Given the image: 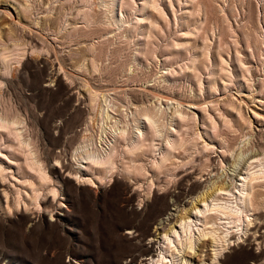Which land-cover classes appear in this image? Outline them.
<instances>
[{
	"label": "rangeland",
	"instance_id": "rangeland-1",
	"mask_svg": "<svg viewBox=\"0 0 264 264\" xmlns=\"http://www.w3.org/2000/svg\"><path fill=\"white\" fill-rule=\"evenodd\" d=\"M0 124V264H123L158 222L180 264L169 218L264 166V0H0ZM241 208L225 264L264 254Z\"/></svg>",
	"mask_w": 264,
	"mask_h": 264
},
{
	"label": "bare ground",
	"instance_id": "bare-ground-1",
	"mask_svg": "<svg viewBox=\"0 0 264 264\" xmlns=\"http://www.w3.org/2000/svg\"><path fill=\"white\" fill-rule=\"evenodd\" d=\"M221 33H222V37H223V31H221ZM160 99H161V97H160ZM164 99L169 100L171 102L173 101V100H171L172 98H169L166 96ZM174 103H175V105L180 104L177 101H174ZM176 109H177V107L175 108L174 112L177 111ZM143 117L145 118V120L149 124L152 123L153 121L155 123V119L152 120L151 116H149L148 114H145ZM179 117H181V116H179ZM3 127L4 126L0 124V128H3ZM92 156H94V155H92L90 153V154H87V156H82L81 159L82 158H83V160L86 159V161L91 160V163H92V160L94 159V158H92ZM94 161L99 162V159L97 161L96 157H95V160H93V163H95V165H97L96 162H94ZM82 162H84V161H82ZM238 163L235 164V162H233L231 164L233 171L235 170ZM103 164H105V163H103ZM108 164H109V162H108ZM99 165H101V164H99ZM102 167H105V166L103 165ZM238 167H239V165H238ZM239 170H240V168L237 170L235 176L240 174V173H238ZM1 171H3V169L2 170L0 169V172ZM2 173L3 172H1V174ZM2 176H3V174H2ZM43 178H44V176H43ZM228 178H230V177H228ZM1 179L5 180L3 177ZM45 179L46 178H44V180ZM239 179H240L239 181L242 182L241 185L239 184V186H241V189L240 190L237 189L235 192H231V193L228 191L229 189H227V187L231 183L232 180L228 184H226L223 181H221L219 183H214V182L211 183V186H209L205 190H202L199 194H197L195 196V199L191 200V202H190L191 206L189 209L182 211L183 213L181 212L178 216H176L172 222L169 221L170 220V218H169L168 226H167L168 228L163 231L162 236H164V238L167 240V242H168L167 245H172L171 248H173L172 249L173 251H176L179 254V252L182 250L183 253H182V258H180L181 259L180 264H206L205 262H203L202 260H200L198 258H197L196 263H192V261L190 259H187L185 257V255H190V252H192V250H193V253L196 252L195 254H197V257H199V254L202 252V248L207 244H213L216 247L215 249H217V250H214L215 252L213 254V257L212 258L208 257V258L211 259V261H215V264H225V261L223 260V258H221V251L223 250L224 246L227 248H230L231 246L233 247L234 243L230 242L229 239L234 237V234H236V232H234V231L237 230V227L239 225L238 222L240 220L242 221V218H241L242 215H240V214H243V213H241L242 212L241 205H242L243 209L245 207H247L243 211H245V210L250 211L251 210L253 215L255 216V218H253V219H249L246 217L247 221H246L245 227L247 225H249L248 227H250V228L247 227L248 230L250 231V229H252L250 234H252V236L253 235L256 236L254 238V240L256 241V246L257 245L261 246V244H263L262 242L264 240L263 239L264 235L259 234L258 230L264 226V218H262V215H261L264 212V193L261 190H259V189H261L259 187L262 186V182H264V166H261V168L258 169V165H257V169L255 168L254 171L252 170V172L249 171V173L246 174V176L239 177ZM229 186H232V185H229ZM256 187H258L259 189ZM230 191H231V189H230ZM191 193H189V194H191ZM235 193H238L237 194L238 196H236ZM189 194H187V195H189ZM208 199L211 202H213V204L211 206L208 202ZM176 201L179 202V200H176ZM175 203H174V205H175ZM246 213L244 216L247 215ZM190 215L194 216L195 220L200 222V224L202 226L201 229L196 228L197 229L196 231H198V235H196L198 237L196 240H191V238H190L191 237L190 232L192 231L190 229L191 226L189 224L191 221V220H189ZM259 215H261V217ZM170 216H173V215L169 214V217ZM161 223H163V222H158L154 232H152L150 234L149 243L151 244V248H148V247L140 248L139 252L144 253V254H142V255L140 254L139 258H137L134 255V256H132L131 261L126 260V261H124L123 264H132V262L136 261V260L138 261L137 262L138 264H166V262H168L170 264H175L170 259L166 260L165 255H161L160 259L157 257L156 260L152 258V256L154 255L153 254V252H154L153 246L157 243V240H158V235L156 236V234H157L156 231L160 227L163 228V225H164V223L163 224H161ZM177 225L180 227V229H182L181 236H180V232H178L176 229ZM217 228H220V229L223 228L219 232L221 235L216 234ZM239 228H240V226H239ZM132 230L130 232H126V234H129V235L132 234L133 238H135V237L138 238L139 235L137 234V230L136 231H132ZM168 231H170L174 235H176L177 244L179 245L180 250L173 243V240L171 241L168 238V236H167ZM226 233H229V235H227L229 237V238L227 237L228 239L225 237ZM224 237H225V239H224ZM217 240H220V241L222 240L223 242L224 241H226V242H225V244L223 243V244L219 245V249H218L216 244H215L216 242H218ZM195 241H197V243ZM242 242H244L246 245H248L249 244L248 237H246V239L243 240ZM168 247H170V246H167V248ZM172 250H170V256L172 258H174L173 257L174 252H172ZM232 251H235V250L233 249ZM183 254H185V255H183ZM224 257H227V256L224 255ZM251 257H252V260L254 261V264H261L260 261H262L261 258L264 257V254L261 255V253H260V255H252Z\"/></svg>",
	"mask_w": 264,
	"mask_h": 264
}]
</instances>
